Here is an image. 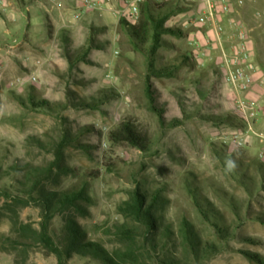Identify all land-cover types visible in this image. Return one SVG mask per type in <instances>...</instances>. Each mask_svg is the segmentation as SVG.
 I'll use <instances>...</instances> for the list:
<instances>
[{
	"label": "rangeland",
	"instance_id": "374dc122",
	"mask_svg": "<svg viewBox=\"0 0 264 264\" xmlns=\"http://www.w3.org/2000/svg\"><path fill=\"white\" fill-rule=\"evenodd\" d=\"M148 1L180 8L164 25L175 33L162 36L153 57L155 70L170 74L153 75L147 56L118 24L124 18L122 0H107L100 11L79 20L74 19L76 0H0V264H57L32 233L45 222L37 197L82 186L87 196L79 203L82 210L70 208L49 217L47 227L58 245L72 221L85 240L106 251L135 249L136 264H158L137 249L142 227L124 206L138 191L152 204L160 230L170 231L167 255L185 264H264V157H258L264 141L234 120L222 76L216 83L219 97L209 93L219 69L214 62L198 65L189 45L195 30L183 27L198 5L191 0ZM249 21L243 22L254 28L253 61L264 76V39L253 17ZM222 26L223 46L229 49L228 20ZM148 78L157 92L153 104L146 94ZM37 103L46 104L45 109H36ZM153 108L179 125L161 124ZM125 121L146 136L145 151L110 139ZM253 129L264 136V114ZM236 133L246 138L242 148L229 141ZM23 168L51 173L34 185L33 177L24 179ZM195 198L231 237L219 239ZM185 223L200 248L214 247L213 257L196 261L190 254L182 237ZM123 225L136 230L134 242L116 233ZM66 261L102 264L77 254Z\"/></svg>",
	"mask_w": 264,
	"mask_h": 264
},
{
	"label": "trees",
	"instance_id": "16d2710c",
	"mask_svg": "<svg viewBox=\"0 0 264 264\" xmlns=\"http://www.w3.org/2000/svg\"><path fill=\"white\" fill-rule=\"evenodd\" d=\"M180 8L177 6H172L170 4H156L151 3L148 0H145L139 6V13L137 19L128 20L126 18L120 19L118 24L123 28L124 32L129 37L130 42L134 46V48L146 55L149 59V68L151 73L154 75L160 74H170L168 70H155L153 66L154 56L159 47L162 46V36L164 34H173L175 33L172 29L165 28L166 21ZM92 49V45L90 46ZM190 60L191 57H190ZM213 75V86L209 93L215 91L217 77L222 76L219 70H214ZM197 93L200 97H205V93L197 88ZM208 93V95H210ZM146 94L149 98L151 104L156 101L157 92L152 88V85L149 82V78L146 84ZM179 99V97H177ZM46 104L37 103L34 105L36 109H45ZM79 107L82 108H94L95 105L88 104H78ZM47 110V109H46ZM155 113H158L159 120L161 124L166 127H176L179 125L178 120H165L161 115L162 111H157L156 108H153ZM234 120L240 125V127H244V123L242 119L238 116V114L234 111ZM220 121H224L223 118ZM110 139L117 142H125L130 144L131 146L138 148L141 151L146 150L147 138L144 134H142L137 127H135L131 122L125 121L118 125V127L111 132ZM27 168V167H26ZM23 168V176L25 180H29L30 177L34 178V185L40 183L41 181L47 180L51 173V170L45 172H37L31 171L29 169ZM26 169V170H25ZM97 173L94 177H97ZM87 196L85 194V186H82L77 190H68L65 192H61L60 194L55 193H41L37 197V201H40V206L43 208V215L45 217V222L41 224V228L39 231H33L32 233L35 235V242L41 244L49 253L55 256L57 264H67V258L70 257L71 254H77L80 256H90L97 260H99L102 264H136V252L135 249H130L126 252H108L106 251L100 244L85 240V236H83L82 231L77 225L68 221L66 224L65 232L66 235L64 237L63 244H57L54 239L51 237L47 224L49 221V217L61 213L67 209L74 208L75 210H82L80 206L81 201H86ZM150 203H155V200L152 199ZM195 203L202 213L204 218L208 221H211L210 215L208 212L202 207L200 201L195 198ZM125 209L132 218H134V222L136 225L142 227L143 237L140 242V246H137L142 253H145L148 258L153 259L158 264H185L183 261L178 260L173 255H167L169 253V249H167V241H169L170 231L168 228L164 230H160L157 226L156 218L153 214V206L152 204L146 203V198L143 194L138 191H134L131 198L124 203ZM212 222V221H211ZM214 225L217 236L219 239L224 240L227 237H231V232L228 228H221L217 222H212ZM23 229L28 230L29 228L25 227ZM31 231V230H29ZM121 237L127 239V241H135L136 230L134 228L126 227L125 225L117 227V231ZM182 237L184 240V245L189 248L190 254L195 257V260L204 258L213 257V251L215 250L213 246L209 244L203 245L201 248L199 244L194 240L192 232L189 230V226L187 223L183 225L182 229ZM20 239V237H19ZM19 245H23L25 247H29V244L23 243L21 241L17 242ZM159 253H164V256L160 258ZM247 255V254H246ZM250 258H254L253 256H248ZM256 259V258H254Z\"/></svg>",
	"mask_w": 264,
	"mask_h": 264
},
{
	"label": "built area",
	"instance_id": "2783aa9c",
	"mask_svg": "<svg viewBox=\"0 0 264 264\" xmlns=\"http://www.w3.org/2000/svg\"><path fill=\"white\" fill-rule=\"evenodd\" d=\"M144 1L122 0L121 15L128 20H133L138 16L139 6ZM191 1L198 5L197 11L184 22L183 27L195 30V38L189 43L194 50V58L198 65H204L207 62L215 63L222 74L224 84L229 89L227 98L231 101L234 111L242 119L245 132L264 141V136L253 129L264 112L258 100L250 96L256 75L259 73V69L253 61V52L249 47L254 28L240 20L230 18L234 11L237 13V10L245 7L246 0ZM101 9L100 0H76L74 19L79 20L87 13ZM252 17L256 21V26L261 29V36L264 39V5L262 9H254ZM225 20H228L230 24L231 38L233 39V44L229 49H226L222 42V23ZM215 53L218 54L216 58ZM259 82L264 88V76L259 78ZM214 92L213 98H218L219 88L216 87ZM229 141L237 148H242L246 144V138L241 133L233 134ZM258 157L262 159L264 152H259Z\"/></svg>",
	"mask_w": 264,
	"mask_h": 264
},
{
	"label": "crops",
	"instance_id": "0c3cea01",
	"mask_svg": "<svg viewBox=\"0 0 264 264\" xmlns=\"http://www.w3.org/2000/svg\"><path fill=\"white\" fill-rule=\"evenodd\" d=\"M113 1H115V0H113ZM100 2L102 3V5H104V4L107 5L108 4L107 0H100ZM249 3H250V5L244 7L242 9H240V10H237V13L234 11L230 15V18L231 19H235V20L237 19V20H240L242 22L243 21H245V22L249 21L250 19H252V12H253L254 8L256 9L259 6H262L264 4V0H253V1H250ZM240 16H242V17L239 18ZM250 44H251V41L249 43V47L251 48ZM260 77H263V76L261 74V70L259 69V73L256 75V81H255V84L253 86L252 93L250 94V96L253 99H257L258 100V102L262 106V109H263V112H264V101L262 99V91H264V88L260 85V82H259V78ZM220 110H221L222 114L226 112V109H222L221 108ZM260 125H261L260 127L263 126V120H262V123Z\"/></svg>",
	"mask_w": 264,
	"mask_h": 264
}]
</instances>
